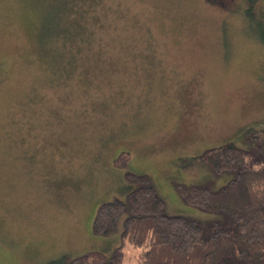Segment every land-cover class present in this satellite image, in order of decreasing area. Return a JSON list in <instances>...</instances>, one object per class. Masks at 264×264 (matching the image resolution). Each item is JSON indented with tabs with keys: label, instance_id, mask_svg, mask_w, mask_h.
I'll return each mask as SVG.
<instances>
[{
	"label": "rangeland",
	"instance_id": "374dc122",
	"mask_svg": "<svg viewBox=\"0 0 264 264\" xmlns=\"http://www.w3.org/2000/svg\"><path fill=\"white\" fill-rule=\"evenodd\" d=\"M251 22L246 0H0V264L110 253L126 213L108 235L93 217L125 198L132 173L148 175L166 213L215 217L175 184L223 185L231 173L188 158L247 147V130L264 126ZM123 251L139 264L140 247Z\"/></svg>",
	"mask_w": 264,
	"mask_h": 264
},
{
	"label": "trees",
	"instance_id": "16d2710c",
	"mask_svg": "<svg viewBox=\"0 0 264 264\" xmlns=\"http://www.w3.org/2000/svg\"><path fill=\"white\" fill-rule=\"evenodd\" d=\"M255 2L246 0V18L248 24L252 20L256 25L264 44V10L259 4L253 10ZM244 139L247 147L226 141L188 158L215 174L231 173L223 185L175 184L184 204L215 217L203 222L166 213L164 200L148 175L132 173L128 176L138 183L127 188L124 199L101 202L92 221L94 233L108 235L125 212L121 243L110 253L91 249L75 256L63 254L44 264H123L126 243L141 248L139 264H264V126L248 129ZM127 156L128 152L120 151L115 159L121 164Z\"/></svg>",
	"mask_w": 264,
	"mask_h": 264
}]
</instances>
